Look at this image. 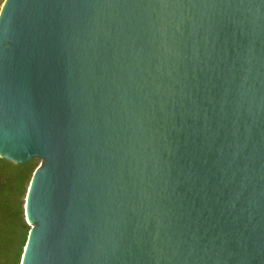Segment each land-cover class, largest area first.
<instances>
[{"label": "water", "instance_id": "95a60500", "mask_svg": "<svg viewBox=\"0 0 264 264\" xmlns=\"http://www.w3.org/2000/svg\"><path fill=\"white\" fill-rule=\"evenodd\" d=\"M0 157L21 264H264V0H5Z\"/></svg>", "mask_w": 264, "mask_h": 264}, {"label": "trees", "instance_id": "16d2710c", "mask_svg": "<svg viewBox=\"0 0 264 264\" xmlns=\"http://www.w3.org/2000/svg\"><path fill=\"white\" fill-rule=\"evenodd\" d=\"M5 0H0V12ZM41 160L16 164L0 157V264H21L31 226L26 197Z\"/></svg>", "mask_w": 264, "mask_h": 264}]
</instances>
